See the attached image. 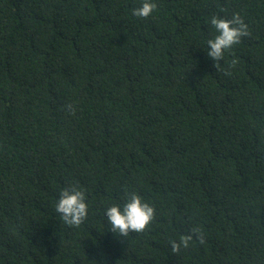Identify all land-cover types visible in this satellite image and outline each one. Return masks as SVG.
<instances>
[{
	"label": "trees",
	"instance_id": "1",
	"mask_svg": "<svg viewBox=\"0 0 264 264\" xmlns=\"http://www.w3.org/2000/svg\"><path fill=\"white\" fill-rule=\"evenodd\" d=\"M141 2L0 0V264H264V0ZM214 15L248 26L219 62ZM131 192L156 215L117 236Z\"/></svg>",
	"mask_w": 264,
	"mask_h": 264
},
{
	"label": "clouds",
	"instance_id": "2",
	"mask_svg": "<svg viewBox=\"0 0 264 264\" xmlns=\"http://www.w3.org/2000/svg\"><path fill=\"white\" fill-rule=\"evenodd\" d=\"M156 4L153 0H142L140 5L132 10L136 17H149ZM210 23L215 29L214 37L206 41V55L214 61L223 60L225 53L248 34V26L239 15L231 18L214 15ZM56 212L68 225H80L88 215L89 205L85 191L77 185L64 187L55 203ZM104 214L110 231L117 236L129 232H142L153 221L156 209L142 196L131 192L123 202L106 207ZM187 247L188 240L182 241ZM173 251H178V245L173 242Z\"/></svg>",
	"mask_w": 264,
	"mask_h": 264
}]
</instances>
